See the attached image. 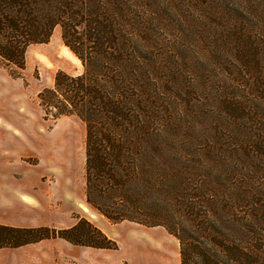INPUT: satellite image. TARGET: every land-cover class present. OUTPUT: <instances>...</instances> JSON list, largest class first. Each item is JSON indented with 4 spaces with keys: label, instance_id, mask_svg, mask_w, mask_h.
<instances>
[{
    "label": "rangeland",
    "instance_id": "1",
    "mask_svg": "<svg viewBox=\"0 0 264 264\" xmlns=\"http://www.w3.org/2000/svg\"><path fill=\"white\" fill-rule=\"evenodd\" d=\"M129 8L145 11L147 33L139 34L150 75L146 98L136 103L135 128L165 143L160 151L136 149L134 172L159 176L162 187L135 181L98 201L178 229L193 203L195 212L208 213L198 229L227 232L235 243L257 249L264 264V0H131ZM58 71L84 72L60 27L47 42L27 48L24 69L0 60L9 166L25 184L37 187L38 180L41 193L51 192L45 196L50 201L70 185L66 211L77 222L101 218L116 227L119 256L139 255L140 264H181L179 240L164 226L112 223L87 198L78 205L87 196L86 123L75 115L53 117L39 98ZM130 227L147 229L156 239L144 250L143 239L127 237ZM57 253L53 259H67Z\"/></svg>",
    "mask_w": 264,
    "mask_h": 264
},
{
    "label": "trees",
    "instance_id": "2",
    "mask_svg": "<svg viewBox=\"0 0 264 264\" xmlns=\"http://www.w3.org/2000/svg\"><path fill=\"white\" fill-rule=\"evenodd\" d=\"M129 4L131 0H0V60L24 69L27 48L47 42L60 27L64 44L81 60L84 72L58 71L53 87L39 98L53 117L75 115L86 123L87 202L112 223L164 226L179 240L181 264H263L261 253L241 239L235 243L225 231L198 229L208 213L195 212L193 203L178 229L170 221L154 223L132 210H114L98 201L107 192H125L135 181L145 188L162 187L159 176L134 172L136 149L160 151L165 143L135 128L136 103L146 98L150 75L141 41L145 37L140 35L147 33L142 23L145 11L132 12ZM124 196L118 197L119 203ZM204 207L208 210L207 204ZM50 238L118 249L116 240L84 218L70 228L0 225V249Z\"/></svg>",
    "mask_w": 264,
    "mask_h": 264
},
{
    "label": "crops",
    "instance_id": "3",
    "mask_svg": "<svg viewBox=\"0 0 264 264\" xmlns=\"http://www.w3.org/2000/svg\"><path fill=\"white\" fill-rule=\"evenodd\" d=\"M1 83V82H0ZM2 85L0 86L1 89ZM8 117L2 111L0 105V225L14 227H39L53 226L56 228H70L77 223V219L72 216V211H66L70 207L71 194L70 185L64 186L62 192L53 200L51 192L48 195L41 193L42 186L36 181L37 187L32 181H23L14 166H9L8 147ZM13 140H18V136L12 133ZM11 156L14 152H10ZM69 189V190H66ZM86 200L85 195L81 197L79 206ZM83 209V208H82ZM82 213V211H81ZM83 214V213H82ZM81 216H84L81 215ZM92 224L101 229L109 238L116 239L119 230L101 218L95 220L86 217ZM128 238L143 239L144 245L139 243L144 250L151 244L152 232L141 227H130L126 231ZM157 232V231H156ZM162 241V239H160ZM151 241V242H150ZM57 251H59L57 253ZM67 257V259H53V254ZM139 255L128 260L119 256L118 249H102L89 246H79L67 240L44 239L39 242L30 243L21 247L0 249V264H140ZM128 260V263L127 261ZM170 264H173L170 261Z\"/></svg>",
    "mask_w": 264,
    "mask_h": 264
}]
</instances>
